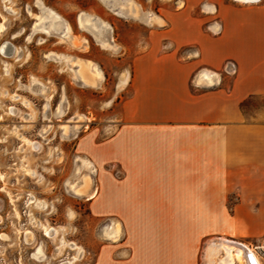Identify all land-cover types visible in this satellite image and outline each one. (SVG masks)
<instances>
[{
  "label": "crops",
  "instance_id": "crops-1",
  "mask_svg": "<svg viewBox=\"0 0 264 264\" xmlns=\"http://www.w3.org/2000/svg\"><path fill=\"white\" fill-rule=\"evenodd\" d=\"M257 1L184 0L164 18L150 15L113 130L100 137L93 127L81 137L97 179L86 198L90 216L119 224L104 231L93 264H199L207 223L222 234V216L208 217L206 208L228 206L229 197L241 234L264 236V120L246 118L240 106L264 97V0ZM137 5L127 0L126 9L144 17ZM95 12L83 11L79 26L112 31V20ZM97 16L101 23H90ZM42 20L45 28L61 22L56 14ZM67 31L62 39H69ZM71 36L72 45L96 46L83 32L71 29ZM94 36L121 49L119 56L127 51L114 35ZM180 47L192 50L182 56ZM63 56L77 61L75 76L84 83L104 78L85 50ZM198 65L231 73L230 85H193Z\"/></svg>",
  "mask_w": 264,
  "mask_h": 264
},
{
  "label": "rangeland",
  "instance_id": "rangeland-1",
  "mask_svg": "<svg viewBox=\"0 0 264 264\" xmlns=\"http://www.w3.org/2000/svg\"><path fill=\"white\" fill-rule=\"evenodd\" d=\"M102 1L0 0V48L8 42L15 49L10 55L0 51V264H93L107 240L104 231L118 224L90 216L86 198L97 179L84 151L87 138L81 137L93 127L100 128V137L113 130L117 104L130 94L131 58L144 42L150 15L164 18L184 0H131L145 18L128 12L127 0ZM94 8L95 14L112 20V31L103 34L90 24L79 26V17H87L82 12ZM54 13L60 24L50 22L45 28L42 19H54ZM98 17L90 23H101ZM66 27L69 39H62ZM71 29L83 32L96 46L89 48L86 41L84 46L72 45ZM94 35L104 41L114 35L116 42L127 46L126 53L119 56L121 49L102 46ZM81 50L100 62L104 78L84 83L75 76L77 61L63 55ZM190 50L180 47L178 53L185 56ZM195 70L193 85H230L231 73L202 65ZM200 73L214 75L213 84L200 83ZM243 111L248 119L264 120V97L246 100ZM231 202L229 197L228 206L206 208L208 217L222 216V234H215L214 223H207L199 264H207L208 245L222 238L247 244L264 264V236L241 234L240 224L231 218ZM45 229L53 233L48 235Z\"/></svg>",
  "mask_w": 264,
  "mask_h": 264
},
{
  "label": "bare ground",
  "instance_id": "bare-ground-1",
  "mask_svg": "<svg viewBox=\"0 0 264 264\" xmlns=\"http://www.w3.org/2000/svg\"><path fill=\"white\" fill-rule=\"evenodd\" d=\"M238 1L248 2L255 0H238ZM0 30H1V24H0ZM103 45L105 44L103 43ZM0 51L3 55H10L11 53L15 52V49L10 45V43L5 42L2 44ZM199 79L201 82L206 84H212L213 82L211 75L205 73L201 74L199 76ZM77 189L75 191H77ZM45 232L48 235L53 233L52 229H45ZM29 238L30 236L25 235V240H29ZM39 250H37V253H39ZM206 259H207L206 261L207 264H261L260 260L258 259L256 254L253 252V250L250 247H248L245 243L235 242L230 239H222L217 243H212L208 245L206 252Z\"/></svg>",
  "mask_w": 264,
  "mask_h": 264
},
{
  "label": "trees",
  "instance_id": "trees-1",
  "mask_svg": "<svg viewBox=\"0 0 264 264\" xmlns=\"http://www.w3.org/2000/svg\"><path fill=\"white\" fill-rule=\"evenodd\" d=\"M250 98H252V97H249L248 99H250ZM248 99H246V100H248ZM246 100H244V101L240 104V106H241L242 109H243V106H244V103L246 102Z\"/></svg>",
  "mask_w": 264,
  "mask_h": 264
}]
</instances>
